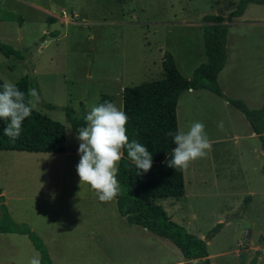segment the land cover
<instances>
[{"label":"rangeland","instance_id":"obj_1","mask_svg":"<svg viewBox=\"0 0 264 264\" xmlns=\"http://www.w3.org/2000/svg\"><path fill=\"white\" fill-rule=\"evenodd\" d=\"M237 2L0 0V41L23 53L22 60L0 54V79L15 83L28 77L40 95L34 109L65 126L63 154L5 152L0 159V187L10 216L42 240L52 264L198 262L185 260L168 240L128 224L118 214L115 199L101 202L89 185L80 187V141L63 108L83 116L102 95L111 96L122 108L125 87L162 77L165 52L173 56L179 72L191 78L207 61L202 17L227 18ZM228 30L227 52L245 61L234 71L241 72L244 81L264 76V5H248L242 17L230 20ZM230 68L231 64L221 74L220 89L225 90ZM230 94L241 101L238 98L247 92ZM46 104L56 108L48 109ZM263 104L264 87L246 105L256 110ZM176 115L178 130L185 132L193 122H202L212 146L206 156L183 170L184 196L155 203L207 244L211 264H250L252 259L264 264L260 142L250 137L228 142L231 133L245 134L247 121L209 91L182 94ZM234 147L242 149V155L237 156ZM251 194L253 202L246 209ZM219 223V232L212 235ZM37 255L26 236L0 235V264H29Z\"/></svg>","mask_w":264,"mask_h":264},{"label":"trees","instance_id":"obj_2","mask_svg":"<svg viewBox=\"0 0 264 264\" xmlns=\"http://www.w3.org/2000/svg\"><path fill=\"white\" fill-rule=\"evenodd\" d=\"M249 4L264 5V0H238L235 9L225 18L216 15L202 17L204 50L207 61L193 72L190 79L185 78L177 69L173 56L165 52L161 59L162 77L144 82L122 91V110L129 120L127 135L129 140H136L146 146L153 156L151 170L142 175L134 163L124 157L119 165L117 179L121 184V194L115 198L118 214L130 225L138 226L159 238L168 240L181 253L185 260H198L195 264H211L207 244L199 237L188 233L182 226L172 221L162 206L155 201L161 198L179 199L184 196L183 170L169 168L175 147L169 132H177V104L182 93L188 90H207L224 99L231 107L239 111L249 123L264 150V104L252 110L239 100L224 97L217 82L219 72L224 68L227 53V34L229 22L240 17ZM52 20V19H51ZM0 54L14 56L20 60L22 51L0 41ZM26 94L29 89L39 90L28 77L15 82ZM3 81L0 79V89ZM105 101L113 102L109 95H102L98 105ZM97 105V106H98ZM48 109H55L53 104H46ZM65 119L71 131L78 136V129L86 126L85 116H77L70 107H64ZM6 121L0 119V151L63 154L65 152V126L33 109L32 114L23 123L21 135L12 140L3 135ZM249 199H247L248 201ZM0 234L12 233L26 236L39 253L41 264H52L42 240L25 224L13 222L4 203L0 188ZM217 224L210 233L219 232ZM252 259L250 264H255Z\"/></svg>","mask_w":264,"mask_h":264},{"label":"clouds","instance_id":"obj_3","mask_svg":"<svg viewBox=\"0 0 264 264\" xmlns=\"http://www.w3.org/2000/svg\"><path fill=\"white\" fill-rule=\"evenodd\" d=\"M39 101L36 88L29 89L26 94L16 83L4 80L0 89V119L6 121L3 135L17 139L22 133L24 121L31 116ZM128 120L122 108L105 101L91 107L85 116L86 126L78 129L80 162L77 173L80 187L89 185L101 202H110L121 194L117 176L125 149L140 175L149 172L153 166V156L148 148L136 140H129ZM218 127L223 128L222 122ZM168 135L173 137L175 145L172 158L167 162L169 168L186 170L193 161L206 156L212 146L205 125L199 121L193 122L186 132L180 129ZM29 264H41V259L37 255Z\"/></svg>","mask_w":264,"mask_h":264},{"label":"crops","instance_id":"obj_4","mask_svg":"<svg viewBox=\"0 0 264 264\" xmlns=\"http://www.w3.org/2000/svg\"><path fill=\"white\" fill-rule=\"evenodd\" d=\"M250 5V4H249ZM257 5V4H256ZM245 12V11H244ZM45 13V12H44ZM62 13H64L65 15V12L63 11ZM244 14V13H243ZM242 14V15H243ZM242 15L240 17H242ZM50 21H53V20H50ZM229 31V30H228ZM44 32V31H43ZM46 42V41H45ZM227 43H228V34H227ZM46 45V44H45ZM228 51V48H227V44H226V53H227V59H226V63H225V66L224 68L219 72L218 76H217V82H219V79L221 77V74L224 72L225 68L229 66V64H231V68H230V72L228 73V76H227V83H225V90L224 89H221L222 91V94L224 95V97L226 98H229V99H233L235 98L236 96L232 95L230 93H241L243 92H247V94H245V96H243L242 98H238V99H241V101L245 102L247 105H249V103H252L253 100L256 99V96L258 95L260 89H263L264 87V76H261L260 78L258 79H255V80H247V81H244V79L242 78V75H241V72H235L234 70L239 67V65L242 63V65L244 64L243 62H245L243 60L242 57H237L235 59H233L232 57H230L229 53L227 52ZM263 53H264V50H263ZM241 76V78H240ZM190 79V78H188ZM204 91H207V90H197V91H193V90H188L184 93H188V94H195V93H200V92H204ZM229 92V93H228ZM182 93V94H184ZM181 94V96H182ZM227 95H230V96H227ZM222 99V98H221ZM225 104H228L224 99H222ZM234 100V99H233ZM229 105V104H228ZM230 106V105H229ZM262 107V106H261ZM249 108V107H248ZM251 109V108H250ZM254 110V109H252ZM257 110V109H256ZM239 112V111H238ZM240 113V112H239ZM243 116V115H242ZM244 117V116H243ZM246 120V119H245ZM248 124V127H246V131L244 132L245 134L243 135V133L241 134H237V133H231L230 136L228 137V142H231V141H234L235 143H238L240 139H242L243 137H250V138H256L258 141L259 139L257 138V136L252 132L251 128H250V125L249 123L247 122ZM260 142V141H259ZM235 149V154L237 156L239 155H242V149H238L237 147H234ZM258 148V147H257ZM260 148L261 150L262 147H261V143H260ZM264 151V150H263ZM5 152H11L13 153V151H0V159H1V156L3 153ZM26 153V152H25ZM263 155H264V152H263ZM214 174H216V171L214 172ZM212 176H213V173H212ZM215 177V176H214ZM1 188V187H0ZM2 190V196L3 198L4 195H5V192L4 190L1 188ZM185 194V193H184ZM251 196H253L252 194L249 196V204L247 205L246 209H248V207L252 204L253 200L251 198ZM17 198V197H16ZM6 202V200L4 199V203ZM8 210V208H7ZM1 211V210H0ZM10 212V210L8 211ZM10 214V213H9ZM241 214V211L239 212L238 215ZM144 231H146L145 229H143ZM148 232V231H147ZM7 235V234H12V233H2L0 235ZM19 235V234H18ZM24 236V235H23ZM189 261V260H188Z\"/></svg>","mask_w":264,"mask_h":264},{"label":"water","instance_id":"obj_5","mask_svg":"<svg viewBox=\"0 0 264 264\" xmlns=\"http://www.w3.org/2000/svg\"><path fill=\"white\" fill-rule=\"evenodd\" d=\"M237 215H238V213H237ZM235 216H236V215H235ZM233 217H234V216H232V217H228V218H226L225 221L227 222V221L231 220Z\"/></svg>","mask_w":264,"mask_h":264},{"label":"built area","instance_id":"obj_6","mask_svg":"<svg viewBox=\"0 0 264 264\" xmlns=\"http://www.w3.org/2000/svg\"><path fill=\"white\" fill-rule=\"evenodd\" d=\"M64 14V13H63Z\"/></svg>","mask_w":264,"mask_h":264}]
</instances>
